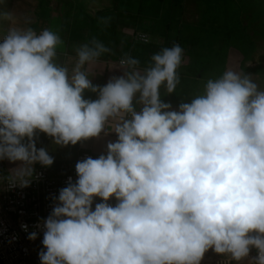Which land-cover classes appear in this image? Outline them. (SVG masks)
<instances>
[{
    "label": "clouds",
    "instance_id": "9594fccd",
    "mask_svg": "<svg viewBox=\"0 0 264 264\" xmlns=\"http://www.w3.org/2000/svg\"><path fill=\"white\" fill-rule=\"evenodd\" d=\"M62 44L57 33L30 27L0 40V160L23 162L32 177L34 165L54 163L37 148L38 133L76 145L99 137L111 119L117 140L76 163L77 180L69 177L35 226L43 231L40 264H201L209 250L264 264V90L225 71L173 109L160 89L174 93L180 82L179 44L143 71L127 56L123 75L103 86L82 69L110 49L93 37L76 49L69 75L55 62ZM86 90L98 98L85 99Z\"/></svg>",
    "mask_w": 264,
    "mask_h": 264
},
{
    "label": "crops",
    "instance_id": "0c3cea01",
    "mask_svg": "<svg viewBox=\"0 0 264 264\" xmlns=\"http://www.w3.org/2000/svg\"><path fill=\"white\" fill-rule=\"evenodd\" d=\"M166 4L164 0H44V8L37 12V26L33 29H49L60 36L63 44L57 47L55 62L67 67L69 75L72 74L78 59V47L89 43L93 37L108 47L109 52L86 63L82 69L86 71L92 83L99 86L105 85L113 76L123 75L126 68L120 62L127 56L138 59V68L143 71L151 66V57L154 54L178 41L183 48L182 63L177 69L180 82L174 93L167 94L163 86L160 89L162 101L171 103L172 108L177 109L181 102H190L203 94L207 80L219 78L225 71H229V68L223 67V71H220V68L214 73L212 55L206 46V35L211 36V32L206 33L205 29L202 32L192 26L191 32L184 33L183 18L176 10L169 9L176 6L168 7ZM160 5L164 7L161 14ZM102 18L108 21L107 24L101 22ZM138 33L147 34L150 42L139 41ZM223 39L220 37L218 41L222 47L219 50L221 62H224L225 58L223 48L226 43L222 44ZM216 65L220 67L218 63ZM84 98L95 100L98 94L86 90ZM136 108L139 110L140 105L137 104ZM116 123L118 120L110 119L105 132L99 137L63 147L55 145L52 138L46 134L38 133L36 146L48 150L49 155L54 158L53 164L74 160L83 150L92 151L95 158H98L107 153L108 142L117 140V135L113 132ZM40 166L36 164L34 168ZM6 168L9 175L12 170H9L8 165Z\"/></svg>",
    "mask_w": 264,
    "mask_h": 264
},
{
    "label": "rangeland",
    "instance_id": "374dc122",
    "mask_svg": "<svg viewBox=\"0 0 264 264\" xmlns=\"http://www.w3.org/2000/svg\"><path fill=\"white\" fill-rule=\"evenodd\" d=\"M164 1L168 7L176 6L169 9L176 10L178 15L183 18L184 33L191 32L190 27L192 26L202 32L203 29L206 33L211 32V36L210 34L206 35L211 37V39L207 37L206 46L212 55L214 73L220 68H222L220 71H223V67L229 68V71L248 75L260 90H264V0ZM43 8L44 0H0V40L7 35L11 28L18 30L35 28L37 26L35 23L36 14ZM163 10L164 7L160 5L159 14ZM223 21L226 22L225 28L222 25ZM220 37L224 38L222 44L226 43L223 48L224 62L220 61L219 50L222 48L218 42ZM217 63L220 67H216ZM3 161L8 165L9 170H12L9 172L10 177H22L24 169L28 167L19 161ZM108 203L115 206L117 201L113 197ZM218 257L231 259L227 254L220 255L212 250L207 251L203 258ZM232 263L237 264L233 260ZM33 264L40 263L34 262ZM240 264H251V261L245 259Z\"/></svg>",
    "mask_w": 264,
    "mask_h": 264
},
{
    "label": "built area",
    "instance_id": "2783aa9c",
    "mask_svg": "<svg viewBox=\"0 0 264 264\" xmlns=\"http://www.w3.org/2000/svg\"><path fill=\"white\" fill-rule=\"evenodd\" d=\"M42 30L35 31L39 33ZM137 39L150 42L145 33H138ZM88 157L95 159V154L89 150L80 151L74 160L36 168L32 177H10L5 162L0 160V264L40 263L43 231L35 226L51 214L56 202L54 198L58 197L60 189L67 186L69 177L73 183L77 180L76 163ZM22 178H31L28 186H19ZM100 202L96 198L93 208ZM21 225H27L28 230L25 231ZM33 231L38 233L37 238L29 240L28 235ZM255 255L256 250L251 256ZM201 264L233 263L229 258L218 257L203 258Z\"/></svg>",
    "mask_w": 264,
    "mask_h": 264
},
{
    "label": "trees",
    "instance_id": "16d2710c",
    "mask_svg": "<svg viewBox=\"0 0 264 264\" xmlns=\"http://www.w3.org/2000/svg\"><path fill=\"white\" fill-rule=\"evenodd\" d=\"M218 22H220V21H218ZM225 24H226V22H224L223 21V23H222V25H223V27L225 28ZM178 42V41H177ZM176 42H174V44H175ZM170 48V47H169ZM257 71H259L258 69H257Z\"/></svg>",
    "mask_w": 264,
    "mask_h": 264
}]
</instances>
